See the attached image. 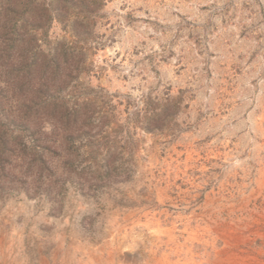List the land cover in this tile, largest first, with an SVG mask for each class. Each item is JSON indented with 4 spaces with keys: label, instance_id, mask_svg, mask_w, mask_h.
<instances>
[{
    "label": "rangeland",
    "instance_id": "obj_1",
    "mask_svg": "<svg viewBox=\"0 0 264 264\" xmlns=\"http://www.w3.org/2000/svg\"><path fill=\"white\" fill-rule=\"evenodd\" d=\"M0 239L264 264V0H0Z\"/></svg>",
    "mask_w": 264,
    "mask_h": 264
},
{
    "label": "bare ground",
    "instance_id": "obj_2",
    "mask_svg": "<svg viewBox=\"0 0 264 264\" xmlns=\"http://www.w3.org/2000/svg\"><path fill=\"white\" fill-rule=\"evenodd\" d=\"M0 240H1V239H0ZM6 245H7V244H6ZM8 256H10V255H8ZM8 256H6V257H8ZM6 257H5V258H6ZM8 258H9V257H8ZM8 258H7V259H8ZM53 260H54V259H53Z\"/></svg>",
    "mask_w": 264,
    "mask_h": 264
}]
</instances>
